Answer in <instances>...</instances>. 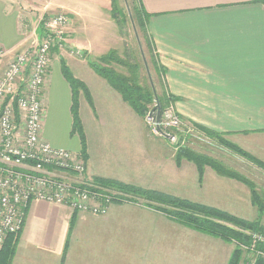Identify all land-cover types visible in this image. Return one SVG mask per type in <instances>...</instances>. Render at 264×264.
Wrapping results in <instances>:
<instances>
[{"label": "crops", "instance_id": "0c3cea01", "mask_svg": "<svg viewBox=\"0 0 264 264\" xmlns=\"http://www.w3.org/2000/svg\"><path fill=\"white\" fill-rule=\"evenodd\" d=\"M139 1L151 15L150 33L178 110L195 122L260 144L263 138L255 137L264 134V2ZM111 9L112 0H0V48L8 51L0 62V77L10 60L37 40L43 18L60 13L73 18L66 29L71 49L94 58L107 53L116 47L118 32ZM59 53L68 57L72 72L86 83L94 100L91 107L82 94L80 102L88 176L137 185L150 176L153 181L144 186L152 188L154 178L162 175L165 153L147 138L142 118L87 59L65 50ZM71 99L70 84L56 70L54 79L50 76L48 105L52 102L59 115L54 122L58 126L47 128L45 117L43 135L56 147L80 152L78 138L70 136ZM212 171H205L206 184L211 177L216 187L224 183ZM197 182L192 174L190 184H183L195 194L183 195V188L174 183L170 191L227 207L216 193L211 195L205 179L204 188ZM235 194L239 206L253 207L247 192ZM225 243L137 202L114 203L100 215L34 200L12 264H226L225 257L218 256Z\"/></svg>", "mask_w": 264, "mask_h": 264}, {"label": "built area", "instance_id": "2783aa9c", "mask_svg": "<svg viewBox=\"0 0 264 264\" xmlns=\"http://www.w3.org/2000/svg\"><path fill=\"white\" fill-rule=\"evenodd\" d=\"M43 21L37 40L14 56L0 77V251L8 235L22 231L34 200L105 215L121 195L88 176L87 161L80 152L56 147L43 135L41 97L52 52L65 47L66 29L73 18L60 13ZM7 55L0 48V62ZM165 116L168 126L180 122L168 112ZM161 130L178 142L177 135Z\"/></svg>", "mask_w": 264, "mask_h": 264}, {"label": "trees", "instance_id": "16d2710c", "mask_svg": "<svg viewBox=\"0 0 264 264\" xmlns=\"http://www.w3.org/2000/svg\"><path fill=\"white\" fill-rule=\"evenodd\" d=\"M262 1L264 2V0ZM131 13L135 26H137L138 30L142 33L145 43L143 44L144 49L150 56L148 62L161 80L162 94L158 95V103L160 105V123L163 126V118L166 110L171 104L175 103L178 98L171 95L167 88L166 68L159 61V55L149 29L151 15L142 8L139 0H132ZM111 15L121 28L126 18L124 13L119 9L117 0H112ZM43 30L44 21L41 24V31ZM57 49L58 48H55L53 51ZM89 63L96 73L106 79L110 85L121 94L123 100L128 103L139 116L146 118L147 114L150 112L153 111V113H155L156 108H154V106L155 103H157V97L152 88L142 83L141 59L139 60L136 58L131 51H128L126 55L123 56L117 49H111L95 59L90 58ZM116 66L125 69V71H119ZM62 72L72 90L71 112L73 122L71 134H78L80 136L82 146L80 153L87 161V139L80 114V96L84 94L92 105L93 99L86 83L75 77L65 62H63ZM191 124L193 128L197 129L206 137L216 140L220 145L264 169V159H261L252 152H248L238 143H234L226 138L228 134H232L231 132H219L193 120ZM162 126L161 128L165 129V127ZM183 160L192 161L196 165L199 181L201 183L204 180L205 169L210 167L220 175L246 184L251 189L252 205L257 208L260 215L264 213V198L262 194L258 191L256 184L240 171L229 167L222 160L197 152L187 147L185 144L180 146L177 152V164L181 165ZM94 181L103 186H113L126 194L136 193L145 194L147 197L152 196L155 200L158 199L159 202L162 203L159 209L163 210L165 215L171 220L198 232L220 238L226 242L234 243L235 250L228 264H238L239 257L245 249L256 251L264 255V224H261L259 220L251 221L209 204L170 195L168 196L160 192L142 189L108 178L95 177ZM115 200L119 202H123L124 200L132 201L129 200L128 197L122 195H119ZM19 235L20 233L7 236L3 248L0 251V264H12ZM259 264H264V260L261 259Z\"/></svg>", "mask_w": 264, "mask_h": 264}, {"label": "rangeland", "instance_id": "374dc122", "mask_svg": "<svg viewBox=\"0 0 264 264\" xmlns=\"http://www.w3.org/2000/svg\"><path fill=\"white\" fill-rule=\"evenodd\" d=\"M117 1H118L119 9L124 13L126 19H125L124 24L122 25L121 28L117 25L118 32L116 33L115 38H114V42H116L114 44L116 45V47H113V49H117L119 51V53L123 56L126 55V53L128 51H131L136 58H138L139 60L141 59L142 83L153 89V91L155 92V96L157 97V103H155V106H154V108H156L155 113H153V111H152L149 114H147L146 118H143L141 116L140 117L142 118L143 124L145 125V131H146L147 138L152 140L155 147L156 146L160 147L163 150V152L165 153V156H164L165 158L163 157L162 175H161V177L157 176L156 178H154V181L156 183L153 185L152 188H150V186H148V187L144 186L145 183L149 184L150 182L153 181V177H150V176H148L144 179L142 178V180H144L145 183L142 182L141 184H138V185L132 184V183H126V182H122V183L129 184L132 186H137V187H140L142 189H148L150 191L160 192V193L166 194L168 196L170 195V196H174V197H178V198L189 199V198L181 196V194H179V192L170 191L171 190V184L174 183V184L178 185L179 189L183 188V191L181 192L183 195H187L189 192H191L192 191L191 186L190 185H184L183 186V184H190V180L192 179V174H195L196 181H198L197 182L198 186L200 188H204V180L202 183L199 181V176L197 174L198 171H197L196 165L192 161L183 160L181 165L177 164V152H178L180 146H183V144H185V145H187V147H189V148H191L197 152L207 154L209 156H212L214 158L222 160L229 167L240 171L243 175L250 178L256 184L258 191L260 192V194H262V197L264 198V169L255 165L254 163L247 160L246 158H244V157L232 152L231 150L225 148L224 146L220 145L216 140H213L211 138L206 137L201 132H199L197 129L193 128V126L191 124L192 120L190 118H188L186 116V114L180 112L175 103L171 104L168 107V109L166 110V112H168L169 116L172 115L174 117L175 116L179 117L180 122L176 126H171V125L168 126L167 124H168L169 120H167V117L164 115L163 126L167 130V132H166L167 134H172V135L178 136V138H179L178 142H172L170 140V138H168L167 135L162 134L161 131L158 130L157 117H158V113L160 112V110L158 109L157 106L159 104L158 103V98H159L158 95L162 94L161 80L159 79L157 73L150 66V64L148 62V60L150 59V56L147 54V51L144 49L143 44H145V43H144V39L142 37V33L138 30L137 26H135L136 30L138 32L140 42L142 44L145 56H146V60H147V63H148L149 69H150L151 77L148 74V70H147V67L145 65V62L143 61L144 58L142 57L138 38L136 36L134 26L132 23L133 17H132V19L130 17V14H132L131 13L132 0H117ZM134 25H135V23H134ZM65 38H66L65 47L62 49H57L56 54L54 53V55L52 56V62H51V65L49 68V74L47 77L48 80L46 82V85L44 86L43 95L41 97V100H42V103L44 106V110H45V117H47L46 118V123H47L46 127L47 128L49 127L51 129H53L54 127L57 128L58 125L55 126L54 122L57 124L56 119H58L59 115L57 114V112H55L51 108L52 102H50V104L48 105V97H49V93H50V76L53 75V79H54L56 70H61V72H62L63 62H65L68 65V67L70 68V66L67 62L68 57L67 58L61 57L59 52H62L65 50V52L71 54L73 57L78 58V59H84L85 58L88 60V62H89L90 58L95 59L90 54L71 49L69 46V41L67 40V39H69L67 36V33L65 35ZM97 55H100V53H98ZM53 60L55 61V63H53L54 62ZM116 67L118 68L119 71H125V69H123L119 66H116ZM70 70H71V68H70ZM51 73H53V74H51ZM62 74H63V72H62ZM73 75H74V73H73ZM151 78H152V80H151ZM152 82L154 83L155 90L153 88ZM81 97H82V95L80 96V102H81ZM92 99H93V97H92ZM88 103L91 107H94V100H93V105L89 101H88ZM71 106H72V99H71ZM71 106H70V114L72 116ZM80 110H81V103H80ZM46 114H47V116H46ZM80 114H81V111H80ZM72 122H73V117H72ZM159 124H160L159 126H162L161 123H159ZM71 131H72V127H71ZM71 131H70L71 138L77 137L79 142H80V147L82 148L80 136L78 134L72 135ZM84 131H85V127H84ZM219 132H221V131H219ZM85 134H86V132H85ZM258 137H261L263 139H259ZM226 138H228L230 141H232L234 143L237 142L242 148H244L248 152H252L257 156L264 158V145H263L264 144V134L256 135V137H255V139L258 138L259 141H261L260 144L256 143V142H252V140H248L249 137L244 139L243 137H241V135H237V134L236 135L235 134H228L226 136ZM86 139H87V135H86ZM241 139H243V141H242L243 144L242 143L240 144ZM262 145H263V147H262ZM87 155H88V158H87V160H88L89 159L88 139H87ZM175 166L178 167L177 170H175ZM206 170H213V169L210 167H207L205 169V171ZM156 173H159V171H156ZM213 173L216 174L217 178H220L219 180H221L224 183H221L216 187L215 186L216 184L214 183V181H212L213 177L207 179V184H206V178H204L205 179V187L212 191L211 195L216 193V195H214V196L221 198V201L223 203H225L224 205L227 206V207L220 208V209L225 210L227 212H230L232 214L238 213V216L245 218V219H248V220H251V221L259 220V222L261 224H264V213L262 215H260L257 208L253 205H252L253 206L252 208L246 207V206H239V204L236 200V198H237V195L235 194L236 191H241L245 195L247 192L248 196H250V198H251V189L246 184H244L238 180L231 179L229 177L220 175L215 170ZM204 177H205V174H204ZM159 184L162 186V188L159 186ZM108 188L114 192H118V194H121L122 196L128 197L129 200H132V201L124 200L123 202H137V203L146 205V206L162 213L164 216H166L164 211L159 209V206H161L162 203H160L158 199L155 200L152 196L147 197L145 194H136V193L135 194H132V193L126 194V193H123L122 191H120L119 189H117L113 186H108ZM192 193L195 194L194 191H192ZM123 194H125V195H123ZM189 200L198 202L194 199H189ZM233 200L237 204H235V202ZM118 202L119 201L115 200L114 203H118ZM246 202H249V201H246ZM250 202H251V200H250ZM225 244H226L225 250L223 249L219 253L218 256H221V258L225 257L226 264H228L232 254L235 250V244L230 243V242H226ZM261 259L264 260L263 254L256 252V251H251V250L245 249L244 252L242 253V255L239 257L238 264H259V261Z\"/></svg>", "mask_w": 264, "mask_h": 264}, {"label": "water", "instance_id": "95a60500", "mask_svg": "<svg viewBox=\"0 0 264 264\" xmlns=\"http://www.w3.org/2000/svg\"><path fill=\"white\" fill-rule=\"evenodd\" d=\"M129 12H130V11H129ZM130 17H131V19H132V14H130ZM132 23H133V26H134V30H135L136 36H137V38H138V42H139L140 49H141V52H142V55H143V58H144L145 65H146L147 70H148V74H149V76L151 77L150 69H149V66H148V63H147V60H146V56H145V53H144V50H143L142 44H141V42H140V38H139L138 32H137L136 27H135V25H134V21H133V19H132ZM151 80H152V78H151ZM152 85H153V88H154V83H153V82H152ZM154 90H155V88H154ZM157 107H158V109L160 110V105H159V104H158ZM159 114H160V113H158V117H157L158 130L162 132L161 127L159 126V125H160V124H159V123H160V116H159Z\"/></svg>", "mask_w": 264, "mask_h": 264}]
</instances>
